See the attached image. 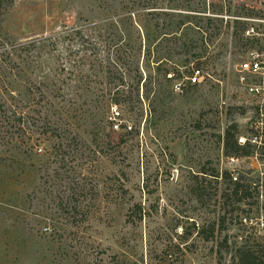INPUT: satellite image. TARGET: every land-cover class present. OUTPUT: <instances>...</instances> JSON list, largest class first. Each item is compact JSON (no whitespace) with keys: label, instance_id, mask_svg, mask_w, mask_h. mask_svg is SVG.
<instances>
[{"label":"rangeland","instance_id":"1","mask_svg":"<svg viewBox=\"0 0 264 264\" xmlns=\"http://www.w3.org/2000/svg\"><path fill=\"white\" fill-rule=\"evenodd\" d=\"M3 1L0 100L23 125L0 129V264H229L217 242L264 223V150L231 168L224 146L232 126L252 137L257 100L236 68L264 61V0ZM171 20L185 24L177 66L156 60ZM122 45L136 55L127 69L114 64ZM194 65L208 83L177 94ZM228 170L262 180L243 203L222 198ZM61 202L82 208L75 220Z\"/></svg>","mask_w":264,"mask_h":264},{"label":"trees","instance_id":"2","mask_svg":"<svg viewBox=\"0 0 264 264\" xmlns=\"http://www.w3.org/2000/svg\"><path fill=\"white\" fill-rule=\"evenodd\" d=\"M8 4H6L3 0H0V24L3 22L1 18V12L6 9ZM153 9H156L155 6H151ZM155 15H166V14H155ZM177 15H170V18L176 17ZM177 17H182L181 15H178ZM158 27L160 26L158 23L156 24ZM185 24L182 23V21H168V23L162 25V30L164 33L162 34V40L158 43L157 47L160 51V56L156 59L157 62L162 61V65L170 64L171 66L175 64L173 62V57L178 55L176 50L184 48L186 42H184V34H183V26ZM200 30H202L200 28ZM214 33L207 34L210 35L208 42L205 41L204 37L201 36V42L202 43H208L213 44V38L220 35L219 30H213ZM261 34H264L263 30L261 32H258ZM208 38V36H207ZM199 41V40H198ZM166 44V45H164ZM194 47L197 48V45H195V42L193 43ZM197 44V42H196ZM204 45V44H203ZM127 47L124 45L120 46L119 51L116 53V61L114 62L115 66L118 68H126L129 65L134 64V60L136 59V55L129 54L127 52ZM126 48V49H125ZM192 50V49H191ZM260 51H264V46L260 48ZM202 54H191V58H194L195 60H198V62L203 59L207 53V48H205ZM190 60H186L188 62ZM201 68L202 67L198 65H194L192 68ZM110 71V69H109ZM192 71V70H191ZM169 72L166 71V77H169L170 80H173L175 82H178L182 79H175V75L168 74ZM111 77V73L109 72L108 78ZM143 82V76L139 73V80L137 82L138 88V97L139 101L141 102L140 98V86ZM174 82V83H175ZM144 88V94L143 98L144 100H149L150 96L152 95V90L149 88H146V83L143 85ZM146 88V89H145ZM118 96H121V93L118 91L116 92ZM117 102L119 100H116ZM124 101V100H122ZM118 102L119 104L122 103ZM119 115V112H118ZM23 125V112L22 108L19 107V105H14L12 102H8L7 99L0 100V129L6 130H17L20 131L22 129ZM241 136L238 135L237 132V126H232L226 131V135L224 138V146H225V152L227 154V157H236V158H242V157H250L252 154V151H255V149L247 144L245 146H241L239 144V138ZM264 150V147L262 148L261 152ZM261 154H264L262 152ZM226 178H229L230 181H234V190L231 195H223L222 198L226 199L227 197H233L235 203L240 204L243 203L250 195H251V189H255L260 186L262 180L261 178H244L242 179L239 176L234 177L231 172L226 171L224 173ZM236 178V180H235ZM75 197V196H74ZM84 197L83 195H79L78 198ZM76 204H81L79 200L76 198ZM60 211L62 213H66V215H69V219L75 220V217H77L81 212V207L78 206H66L63 204V202L60 203ZM132 214L134 211H131ZM262 225V228L260 226ZM242 233L238 236H235L233 241L230 242V238L228 236H225L223 239L219 240L217 242L216 246V257L218 262H222L227 257L229 258V264H264V223L260 222V216L255 218H249L248 224L242 225ZM217 230L215 227L210 232V236L204 235L207 241H211V239L215 237V233ZM203 233V232H202ZM222 233V232H219ZM198 235H201V231L198 232ZM203 235V234H202Z\"/></svg>","mask_w":264,"mask_h":264},{"label":"built area","instance_id":"3","mask_svg":"<svg viewBox=\"0 0 264 264\" xmlns=\"http://www.w3.org/2000/svg\"><path fill=\"white\" fill-rule=\"evenodd\" d=\"M236 71L239 88L244 94L257 100V118L251 122L249 127L252 137H240L238 142L241 146L249 144L256 152L258 150L261 152L264 147V61L259 55L252 53L247 60L241 62L237 66ZM210 77L211 76L203 69L194 67L192 68L190 76L182 78L181 82L176 84L173 89L177 94H183L187 86H205ZM115 113L118 115L117 110ZM245 158L247 157H227L226 163L232 168L233 165L239 164ZM228 171L231 172L234 177L237 176L235 171Z\"/></svg>","mask_w":264,"mask_h":264}]
</instances>
